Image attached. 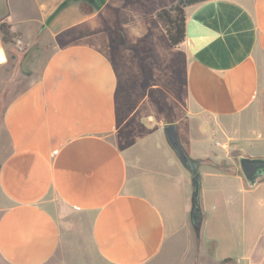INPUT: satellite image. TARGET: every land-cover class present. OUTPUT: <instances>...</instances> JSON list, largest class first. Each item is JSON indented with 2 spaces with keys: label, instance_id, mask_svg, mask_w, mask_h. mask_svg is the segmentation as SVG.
I'll return each mask as SVG.
<instances>
[{
  "label": "crops",
  "instance_id": "1",
  "mask_svg": "<svg viewBox=\"0 0 264 264\" xmlns=\"http://www.w3.org/2000/svg\"><path fill=\"white\" fill-rule=\"evenodd\" d=\"M101 1L86 14L74 0H0L11 32H45L55 44L3 110L0 257L66 264L68 246L82 242L106 264L240 258L217 244L231 241V195L245 178L217 165L233 150L264 155V0L188 5L176 47L154 22L176 0ZM170 122L198 161V229L192 175L163 133ZM257 185L264 179L248 186Z\"/></svg>",
  "mask_w": 264,
  "mask_h": 264
},
{
  "label": "rangeland",
  "instance_id": "2",
  "mask_svg": "<svg viewBox=\"0 0 264 264\" xmlns=\"http://www.w3.org/2000/svg\"><path fill=\"white\" fill-rule=\"evenodd\" d=\"M14 33L12 43L0 41V55H3L0 62V157L6 153L8 146V139L2 128L4 107L13 95L20 92L39 76L55 45L52 44L50 35L45 32H41L39 35L34 34L31 39L25 40L20 32ZM80 35L84 37L87 34ZM65 37L69 39L70 35L65 34ZM134 97L143 99V90ZM240 154L242 152L238 150L230 151L228 154L230 157H226L227 159L223 160L217 167L224 168L223 170L228 172L233 171L232 168H234L241 173L238 164V155ZM244 182V188L236 187L231 195L236 219L232 225V234L227 233L225 235V237L231 238V241L226 239L219 241L217 251L235 255L242 254L240 258L229 257L225 264H264V205H260L258 202L260 199H264V188H260V185L249 187L245 179ZM208 203L209 211L214 210L217 197L209 193ZM244 228L245 232L243 231ZM67 250V255L63 258L66 264H106L93 254L90 247L84 246L82 242H75L72 246H68ZM55 259L47 264H57ZM202 262L214 264L210 257L206 258L205 256L202 257ZM0 264L10 263L0 257Z\"/></svg>",
  "mask_w": 264,
  "mask_h": 264
},
{
  "label": "water",
  "instance_id": "3",
  "mask_svg": "<svg viewBox=\"0 0 264 264\" xmlns=\"http://www.w3.org/2000/svg\"><path fill=\"white\" fill-rule=\"evenodd\" d=\"M163 133L170 147L176 153L182 165L191 173L192 193L190 216L193 225L198 229L201 222L200 206H199V172L198 161L190 158L181 146L176 124L173 122L163 125ZM238 164L240 171L249 186H254L257 181L264 178V156H249L245 154L238 155Z\"/></svg>",
  "mask_w": 264,
  "mask_h": 264
},
{
  "label": "trees",
  "instance_id": "4",
  "mask_svg": "<svg viewBox=\"0 0 264 264\" xmlns=\"http://www.w3.org/2000/svg\"><path fill=\"white\" fill-rule=\"evenodd\" d=\"M79 1L84 13H91L102 2L101 0H74ZM205 0H176L168 7H162L155 11L154 22L160 24L164 29L167 39L171 46H178L185 38L186 34V15L185 9L188 5L203 2ZM0 35L3 43H12L15 33L10 31V25L0 22ZM119 37L117 27L112 30V39Z\"/></svg>",
  "mask_w": 264,
  "mask_h": 264
}]
</instances>
